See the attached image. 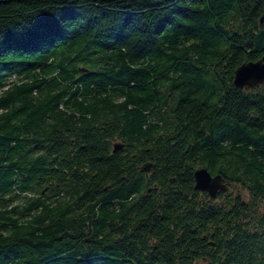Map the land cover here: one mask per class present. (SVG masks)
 I'll list each match as a JSON object with an SVG mask.
<instances>
[{"label": "trees", "instance_id": "16d2710c", "mask_svg": "<svg viewBox=\"0 0 264 264\" xmlns=\"http://www.w3.org/2000/svg\"><path fill=\"white\" fill-rule=\"evenodd\" d=\"M263 13L0 0V264H264V84L233 85Z\"/></svg>", "mask_w": 264, "mask_h": 264}, {"label": "water", "instance_id": "95a60500", "mask_svg": "<svg viewBox=\"0 0 264 264\" xmlns=\"http://www.w3.org/2000/svg\"><path fill=\"white\" fill-rule=\"evenodd\" d=\"M264 13L260 17V23L263 21ZM85 71L84 68H79ZM264 84V54L256 61L243 62L236 67L233 75V85L238 88H253ZM123 144L116 141L113 143L112 151L120 150ZM152 170V163L145 162L140 166V171L149 173ZM194 188L204 191L208 195L209 200H213L220 192L229 189L230 183L220 174L212 175L210 171L204 167H196L193 172Z\"/></svg>", "mask_w": 264, "mask_h": 264}, {"label": "flooded vegetation", "instance_id": "af4514ba", "mask_svg": "<svg viewBox=\"0 0 264 264\" xmlns=\"http://www.w3.org/2000/svg\"><path fill=\"white\" fill-rule=\"evenodd\" d=\"M114 142V141H113ZM113 142L111 141V143H110V147H112V149H113ZM122 149V148H121ZM120 149V150H121ZM117 151H119V150H117ZM111 152H113L112 150H111ZM114 152H116V151H114ZM230 186H231V184H230ZM198 191H200V190H198ZM202 192H204V191H202ZM206 193V192H205Z\"/></svg>", "mask_w": 264, "mask_h": 264}, {"label": "rangeland", "instance_id": "374dc122", "mask_svg": "<svg viewBox=\"0 0 264 264\" xmlns=\"http://www.w3.org/2000/svg\"><path fill=\"white\" fill-rule=\"evenodd\" d=\"M231 189V186L229 187V189L228 190H230Z\"/></svg>", "mask_w": 264, "mask_h": 264}]
</instances>
